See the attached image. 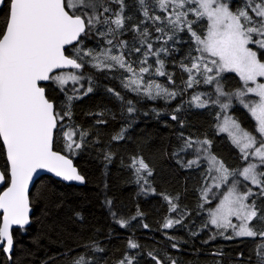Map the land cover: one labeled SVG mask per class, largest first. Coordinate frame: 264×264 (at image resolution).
Here are the masks:
<instances>
[{"label":"snow or ice","instance_id":"obj_1","mask_svg":"<svg viewBox=\"0 0 264 264\" xmlns=\"http://www.w3.org/2000/svg\"><path fill=\"white\" fill-rule=\"evenodd\" d=\"M136 3L143 19L126 27L133 17L126 15L125 0H0V7L7 9L0 22V144L6 157L5 168L0 171V185H4L0 191V252L12 261L17 243L14 230L26 233L33 223L29 187L40 170L66 182H87L69 158L79 155L90 135L73 121L75 102L92 93L96 86L95 77L85 71L87 66L96 72L122 71L127 74L121 80L125 89L139 97L163 99L167 103L201 84L211 86V91H195L188 100L178 103L169 114L170 119L179 120L183 128L185 122L178 114L186 105L218 108L216 128L227 133L243 166L229 168L211 151L212 141L207 136L199 138L183 132L177 136L171 155L185 169H204L201 208L211 204L210 193L215 195L214 190L225 189L218 204L207 210L203 228L216 229L209 239L259 237L256 260L257 264H264V205L257 204L258 200H264V0H136ZM113 5L117 7L114 9ZM201 22L206 26L198 30ZM128 31L134 33L131 43L121 38ZM184 32L191 46L179 66L187 78L182 81L183 88H170L153 77H167L168 85L176 84L173 74L166 70L165 58L179 51L177 44L188 43L181 40L180 34ZM93 36L101 38L104 46H86L85 41ZM135 54L139 55L133 60ZM228 72L238 74L243 82L241 87L226 89L224 73ZM108 91L125 101L114 89ZM249 96L255 99H246ZM234 99L254 119L253 131L242 128L228 114ZM125 103L129 115L137 112L133 101ZM96 123L106 121L98 119ZM127 131L128 127L122 126L112 140H124ZM112 158V152L104 154L107 163ZM129 167L141 193L156 194L148 179L153 170L144 158L133 156ZM102 184L103 203L110 216L120 227H127L129 221L118 215L107 195V182ZM162 195L169 211L177 213L176 217H166L162 227L182 225L189 214L178 212L179 194ZM75 215L83 220L79 212ZM142 215L138 210L131 219ZM254 220L256 225L252 224ZM229 229L232 235L226 234ZM171 246L179 247L176 243ZM90 247L93 252L104 251L96 242ZM127 247L139 249L140 245L129 239ZM146 255L155 264H163L153 252ZM169 261L177 264L171 257ZM73 264L91 261L80 255ZM118 264H139V261L136 254L126 253Z\"/></svg>","mask_w":264,"mask_h":264},{"label":"trees","instance_id":"obj_2","mask_svg":"<svg viewBox=\"0 0 264 264\" xmlns=\"http://www.w3.org/2000/svg\"><path fill=\"white\" fill-rule=\"evenodd\" d=\"M125 3L128 6L126 15L133 17L126 22V27H131L139 23L143 16L136 0H125ZM112 7L115 9L117 6ZM6 13V8L0 10V22ZM205 26L201 22L198 30ZM195 27L197 26L194 25ZM153 35L157 34L153 32ZM133 36L134 33L128 31L121 38L131 43ZM180 36L181 40L188 43L177 44L179 51L165 58L166 70L173 74L176 84L168 85L167 77H153L158 82L177 89L183 88L182 81L187 78L179 61L191 46L187 32ZM85 45L104 46L101 38L95 36L86 40ZM138 55L131 58L135 60ZM149 63H153V60ZM85 71L95 77L96 86L92 93L75 102L73 121L87 129L90 135L86 147L79 155L69 158L85 175L87 182L84 186H76L49 176L40 178L30 194L33 223L26 233L14 230L17 243L12 253L13 260L8 261L0 252V261L3 264H73L74 258L83 255L91 264H118L127 253L136 254L139 264H155L146 255L151 251L163 264H170L169 257L176 260L177 264H257L255 249L260 242L259 237L227 240L217 236L214 240L209 239L216 229H204L203 225L208 219V208L214 207L217 201L211 200V204L200 207L203 203L200 192L204 187V169H185L171 155L173 146L177 144V136L183 132L193 137L207 136L212 141L211 151L229 168L243 166L244 162L228 136L218 132L216 128L218 108L197 109L186 105L178 114L179 119L185 122L183 128L180 127L179 120L170 119L169 114L178 103L188 100L195 91H211V86L201 84L189 89L183 97L178 96L176 100L167 103L163 99L142 98L125 89L121 80L127 74L122 71L96 72L87 66ZM224 84L226 89L242 86L239 77L231 72L224 73ZM108 89L119 92L125 101H133L137 112L129 115L125 101L118 99ZM59 98L63 99L62 96ZM101 112L104 113L103 116L96 115ZM232 114L243 127L253 131L255 121L245 108L235 105ZM98 119H103L106 123L97 124ZM122 126L128 127L125 139L113 141L112 136ZM106 152L113 153L110 164L104 160ZM4 153L3 145L0 144L1 170L5 168ZM133 156H142L152 168L153 175L148 179L156 189V194L149 193L145 196L141 193L140 185L136 183L134 172L129 167ZM103 181L108 184L107 195L112 199L113 207L118 209V215L129 221L127 227H120L105 207ZM162 194L172 197L179 194L178 212L183 210L189 214L182 225L171 229L162 227L166 217L177 216L176 212L169 211ZM57 204L60 206L57 207ZM257 204L264 205V200H258ZM138 210L143 215L131 219ZM77 212L83 216V220L76 217ZM144 224L149 227L144 228ZM252 224L256 225L257 221L254 220ZM226 234L232 235L231 231ZM129 239L136 241L140 248L128 249ZM93 242L98 243L104 251L93 252L90 247ZM173 243L178 244V249L171 246ZM220 252L223 254L213 255ZM241 253L243 256L239 255Z\"/></svg>","mask_w":264,"mask_h":264},{"label":"water","instance_id":"obj_3","mask_svg":"<svg viewBox=\"0 0 264 264\" xmlns=\"http://www.w3.org/2000/svg\"><path fill=\"white\" fill-rule=\"evenodd\" d=\"M1 9H2V7H0V10H1ZM73 164H74V161H73ZM74 166H75V164H74ZM0 171H2L1 168H0ZM43 176H49V177H52V178H54L55 180H58V181L63 182V183H65V184H73V185H76V186H84V185H85V184H79V183H77V182H66V181H63L61 178L56 177L54 174H52V173H48L46 170H40L39 173H38V178H37V177H34L33 184H31L30 187H29V196H30L31 191H32L34 185L36 184V182H37L40 178H42ZM3 190H4V185H0V191H3ZM32 215H33V208H32Z\"/></svg>","mask_w":264,"mask_h":264},{"label":"rangeland","instance_id":"obj_4","mask_svg":"<svg viewBox=\"0 0 264 264\" xmlns=\"http://www.w3.org/2000/svg\"><path fill=\"white\" fill-rule=\"evenodd\" d=\"M231 73H234V72H231ZM234 74H236L237 76H238V74L237 73H234ZM239 77V76H238ZM242 82V81H241ZM243 83V82H242ZM246 99H255V97L254 96H249V97H246ZM235 105H240L239 103H238V101H236L235 99L233 100V107L235 106ZM241 107H243V105H240ZM233 107L229 110V112H228V114L229 115H231V116H233L234 118H235V116L232 114V109H233ZM244 108V107H243ZM246 109V108H245ZM247 110V109H246ZM248 111V110H247ZM236 119V118H235ZM237 120V119H236ZM238 121V120H237ZM239 122V121H238ZM240 123V122H239ZM240 125H241V123H240ZM241 127L242 128H244L245 130H247L245 127H243L242 125H241ZM223 134H226L227 135V133H223ZM228 136V135H227ZM225 189H219V190H214V192H215V195H213L212 193H210L209 194V196H210V198H211V200H215V201H217L216 202V204H218V202H219V199L221 198L220 197V193L221 192H223ZM233 222L234 223H236V220H235V218H233ZM229 231H231L230 229H229ZM228 231V232H229ZM231 234H232V231H231Z\"/></svg>","mask_w":264,"mask_h":264}]
</instances>
